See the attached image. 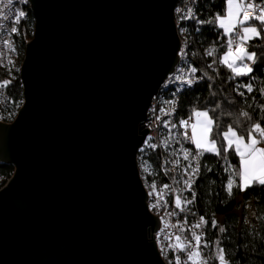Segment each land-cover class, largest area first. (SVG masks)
I'll return each mask as SVG.
<instances>
[{"label": "water", "instance_id": "water-1", "mask_svg": "<svg viewBox=\"0 0 264 264\" xmlns=\"http://www.w3.org/2000/svg\"><path fill=\"white\" fill-rule=\"evenodd\" d=\"M23 102L0 120V264H165L138 154L179 60V0H26Z\"/></svg>", "mask_w": 264, "mask_h": 264}, {"label": "trees", "instance_id": "trees-1", "mask_svg": "<svg viewBox=\"0 0 264 264\" xmlns=\"http://www.w3.org/2000/svg\"><path fill=\"white\" fill-rule=\"evenodd\" d=\"M261 1L264 2L255 0L256 3ZM189 8L194 15L183 19L179 27L184 29L182 43L186 62L196 69L198 81L177 94L178 117L183 119L198 109L207 111L214 121L213 136L226 131L229 125L238 130H246L255 123H261L264 127V92L261 91L264 89V39H253L248 44V50L255 51L259 56L254 71L248 75L235 76L231 69L220 63L230 37L210 22L226 10L225 0H193ZM19 11H23L25 16L17 25L14 47L22 56L25 44L33 35L34 18L26 2H20ZM255 23L258 26V22ZM209 51H212L211 55H208ZM12 63L0 67V81H11L6 86L9 100L0 107V118L4 122L13 121L23 102L19 68H11ZM248 84H251L252 92L247 91ZM241 112H247L248 117L241 116ZM217 138L223 142L222 135ZM227 156L225 160L223 153L216 155L206 152L200 157L194 210L198 219L204 217L208 221L199 227L203 241L208 244L203 253L209 264H218L215 255L216 242L219 241L220 247L225 250V259L230 264H264V186H253L244 192L234 189V194L229 197L226 185L230 173L225 169L229 164L238 166L239 157L235 155L234 149ZM141 163L139 158L138 164ZM12 172L11 165L0 163V178L10 177ZM3 183L4 179H0V188ZM238 196L244 203L252 198L259 201L261 211L255 223L246 224L234 212L238 207ZM218 217L223 218L221 222ZM212 220L217 222L216 227L212 226ZM221 227L225 229L223 233L220 232ZM187 238L193 241L191 233H187Z\"/></svg>", "mask_w": 264, "mask_h": 264}, {"label": "built area", "instance_id": "built-area-1", "mask_svg": "<svg viewBox=\"0 0 264 264\" xmlns=\"http://www.w3.org/2000/svg\"><path fill=\"white\" fill-rule=\"evenodd\" d=\"M22 1L26 2V0H13V4L8 8H3L0 5V11L7 16V19H4V16H0V67L7 66L17 58L14 47L15 33L11 29L13 27L17 28L18 24L14 23V21L16 14L20 12L19 4ZM192 1L179 0L178 6L175 9V23L181 41L179 60L173 72L167 76L157 94L151 99L147 118L143 125L148 129V134L141 147L143 151L140 149L139 155L142 162L139 165V172L147 193L148 210L160 222L158 230L153 234L154 240L165 264H175L177 256L180 257L181 264H185L187 261V252H179L174 248L168 247L170 244L175 245L177 243V236L181 237V245L191 242L193 246L189 249L191 251L194 250L195 241L188 240L187 233L192 234L195 232L200 234V229L193 227V225L200 222V219L195 216V200L193 203L185 205L184 210L175 206L177 196L182 200H192V191L195 192V185L199 174L194 177L192 191L186 188L183 181L188 179L191 167H195L198 164L200 171V159L198 161L192 160L191 157L188 160L184 159V149L195 154L194 145L189 139L185 138L186 134L188 137L191 136V125L194 124L193 112L187 117L180 119L177 115L176 104L177 94L188 89L198 81L196 72L190 71L193 67L186 62L182 43L184 31L182 32L179 27V23L183 20L182 16L188 15ZM259 4H264V2L261 1ZM178 8L181 9L180 12L176 11ZM258 12L259 9H256V14ZM252 14L253 11L251 9L243 12V15ZM188 80H192L193 82L189 85L186 83ZM8 100L9 95L6 87H0V107L5 106ZM0 120L2 119L0 118ZM181 120L187 121L189 126L182 127L180 125ZM146 140L149 141V145H145ZM151 144L156 145L155 149L150 147ZM145 167L149 169L148 172L144 171ZM0 179H4L3 185H5L9 177H1ZM153 182L156 184L157 193L163 189V199H159L156 194L149 195V192L152 191L151 184ZM164 185H169V187L164 189ZM153 205L156 206L153 207ZM158 233L159 238L157 237ZM165 237L169 238L166 239ZM203 243L202 239L201 245ZM204 248L201 246L200 251L202 256L197 259L207 261V257L203 253ZM207 264H209L208 261Z\"/></svg>", "mask_w": 264, "mask_h": 264}, {"label": "snow or ice", "instance_id": "snow-or-ice-1", "mask_svg": "<svg viewBox=\"0 0 264 264\" xmlns=\"http://www.w3.org/2000/svg\"><path fill=\"white\" fill-rule=\"evenodd\" d=\"M13 4V0H0V5L3 8H8ZM226 10L217 14L214 20L210 21L214 25L223 29L224 34L228 35L230 39L227 43V51L224 53L223 57L220 59V63L226 65L231 69L235 76H244L252 73L254 71V65L257 63L259 56L255 51L248 50L249 41L253 39H264L262 32H264V4L256 3L255 0H225ZM251 9L253 11L252 15H243V12ZM256 9H259L258 14H256ZM180 12L181 9H177ZM194 15L192 9L188 10L187 16H182V19H189ZM0 16H7L0 11ZM25 16L23 11L16 14V19L14 23L18 24L20 20ZM255 22H258V26ZM199 23H205L200 21ZM13 33L17 32V28L13 27L11 29ZM183 32L184 29H181ZM212 51L208 52L211 55ZM249 61L251 63H245ZM239 62V66H238ZM211 67V65H209ZM191 72L195 73L196 69L192 68ZM192 80L186 81L189 85ZM11 83L10 80H4L0 82V87H6ZM238 87H240L238 85ZM247 91L252 92L253 88L251 84L246 85ZM264 92V89L261 90ZM243 95V93H241ZM194 115L197 117V122L191 125V136L185 135L186 139L195 147V154L193 152L184 149V159L188 160L189 157L192 160H199L206 152L214 153L216 155L224 154V159L227 160L230 150L234 149V153L239 157L238 166H233L229 164L226 167V171L230 173L228 176V182L226 185V191L229 197L234 194V189H238L241 192L247 191L253 186H264V147H260L261 143H264V127L261 123L252 124L246 130H238L232 125H229L227 130L222 133H217L213 136V119L209 116L207 111L195 112ZM241 116L248 117L247 112H241ZM203 118V119H201ZM182 127H188V122L185 120L180 121ZM175 126V125H174ZM219 128V125H216ZM223 136V142L218 140V136ZM150 139V138H149ZM145 145H149V141H145ZM150 147L155 149L156 145L151 144ZM143 151V148L141 149ZM178 163V161H177ZM191 167V166H190ZM145 172H148L147 167L144 168ZM199 174V165L191 167L190 173H188V179L184 180V184L189 191H192V185L194 183V177ZM238 178V179H237ZM164 189H167L169 185H164ZM152 191L149 195L156 194L159 199H163L162 192L157 193L156 184L153 182L151 184ZM196 198V193L192 191V200H182L179 196L175 199V206L184 210L185 205L193 203ZM156 205H153L155 207ZM208 221L204 217L200 218V222L193 227L199 228L202 224H207ZM213 227H216L217 222L215 220L211 221ZM225 229L220 228V232L223 233ZM159 238V233L157 234ZM168 239L169 237H165ZM192 239L195 241L194 250L189 251L192 248L191 242L181 245V237L177 236L175 245H168L169 248H174L179 252H187V261L185 264H207L206 260H200L201 258V246L207 247L208 244L205 241L201 245L203 239L201 234L195 232L192 233ZM216 255L215 259L218 264H230L229 261L225 259V250L220 247V242L217 241ZM175 264H181L180 257H176Z\"/></svg>", "mask_w": 264, "mask_h": 264}, {"label": "rangeland", "instance_id": "rangeland-1", "mask_svg": "<svg viewBox=\"0 0 264 264\" xmlns=\"http://www.w3.org/2000/svg\"><path fill=\"white\" fill-rule=\"evenodd\" d=\"M17 53V58L16 60L12 63V65L10 66L12 68V66L14 68L18 67L20 68L21 62H22V56H20ZM225 53V52H224ZM223 53V55H224ZM222 55V57H223ZM238 66H239V62H238ZM204 110H195L193 111V115L195 112H203ZM203 119V118H201ZM197 122V117L194 115V124ZM260 147H264V143H261L259 145ZM4 186V185H3ZM2 187V186H1ZM237 202H238V207L234 210V212L236 214H238V216H240V218L246 223V224H252L255 223L256 218L259 214V212L261 211V205L259 203V201L256 198H252L248 203H244L241 199V196L237 197ZM222 217H218L219 222L222 221Z\"/></svg>", "mask_w": 264, "mask_h": 264}, {"label": "bare ground", "instance_id": "bare-ground-1", "mask_svg": "<svg viewBox=\"0 0 264 264\" xmlns=\"http://www.w3.org/2000/svg\"><path fill=\"white\" fill-rule=\"evenodd\" d=\"M144 127V126H143ZM145 128V127H144ZM139 155H140V152H139V154H138V160H139ZM138 168H139V164H138Z\"/></svg>", "mask_w": 264, "mask_h": 264}, {"label": "crops", "instance_id": "crops-1", "mask_svg": "<svg viewBox=\"0 0 264 264\" xmlns=\"http://www.w3.org/2000/svg\"><path fill=\"white\" fill-rule=\"evenodd\" d=\"M222 58V57H221ZM245 63H248V61H245Z\"/></svg>", "mask_w": 264, "mask_h": 264}]
</instances>
